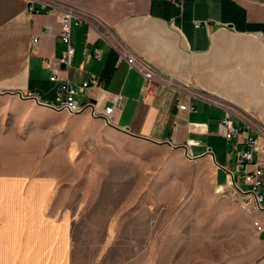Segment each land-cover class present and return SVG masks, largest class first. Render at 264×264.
Segmentation results:
<instances>
[{
  "label": "crops",
  "instance_id": "0c3cea01",
  "mask_svg": "<svg viewBox=\"0 0 264 264\" xmlns=\"http://www.w3.org/2000/svg\"><path fill=\"white\" fill-rule=\"evenodd\" d=\"M44 4L57 10H31ZM63 11L81 22L73 26L75 53L60 78L79 85L96 77L99 86L85 94L101 98L103 106L119 99L115 125L157 144L171 145L173 139L190 158L210 160L215 182L228 187L237 149L218 130L221 118L229 113L252 134L264 127V0H0V93L34 90L55 98L47 60L65 49ZM227 34L238 43L228 44ZM122 49L156 67L149 95L142 93L145 79ZM96 50L101 55L91 56ZM179 100L189 108L180 109ZM11 177L0 175V264H76L72 249L79 221L66 206L50 208L55 179ZM104 233L107 249L119 231L106 225ZM139 238L130 240L135 254L126 264H157L156 240L153 248Z\"/></svg>",
  "mask_w": 264,
  "mask_h": 264
},
{
  "label": "rangeland",
  "instance_id": "374dc122",
  "mask_svg": "<svg viewBox=\"0 0 264 264\" xmlns=\"http://www.w3.org/2000/svg\"><path fill=\"white\" fill-rule=\"evenodd\" d=\"M209 161L87 113L0 93V175L55 179L50 208L66 206L79 221L76 264H126L139 236L153 248L156 240L157 264H264V233L232 188L219 190ZM106 225L119 231L107 249Z\"/></svg>",
  "mask_w": 264,
  "mask_h": 264
},
{
  "label": "built area",
  "instance_id": "2783aa9c",
  "mask_svg": "<svg viewBox=\"0 0 264 264\" xmlns=\"http://www.w3.org/2000/svg\"><path fill=\"white\" fill-rule=\"evenodd\" d=\"M173 1L181 4L183 0ZM31 10L35 13L44 11L51 13L57 9L44 4L41 8L32 5ZM60 22L61 38L65 44V49L60 57L47 60L49 67L52 68L50 79L55 83V98L53 100L45 99L38 91L34 90H25L17 94L56 111L70 114L87 113L92 117L101 118L106 123L115 125L113 113L119 99L116 97L113 104L103 106L101 98H93L85 94V90L89 86H99L96 77H90L79 85L60 78V71L68 69L71 65L75 53L72 30L73 26L78 25L81 20H73L72 11H63ZM195 25L200 26L201 23L196 21ZM34 41H38V38H35ZM90 55L99 57L101 51L96 50ZM121 55L126 57L128 62L143 75L145 84L142 86V93L149 95L155 88L157 80L156 67L149 60L132 56L125 49L121 50ZM60 65H63V68ZM178 107L180 109L189 108L188 104L181 100L178 101ZM218 130L227 139L234 140L232 146L237 149L236 171H228L229 186L220 185L219 189L225 194L228 188H232L234 197L247 214L251 216L254 232L260 236L264 231V220L260 217L264 214V192L262 191L264 186V127L260 129L258 134H252L250 126H237L227 113L221 118ZM169 142L173 146L176 145L173 139ZM208 152H211L210 148H208ZM238 177L242 178L243 183L239 181Z\"/></svg>",
  "mask_w": 264,
  "mask_h": 264
},
{
  "label": "bare ground",
  "instance_id": "6f19581e",
  "mask_svg": "<svg viewBox=\"0 0 264 264\" xmlns=\"http://www.w3.org/2000/svg\"><path fill=\"white\" fill-rule=\"evenodd\" d=\"M220 190V189H219Z\"/></svg>",
  "mask_w": 264,
  "mask_h": 264
}]
</instances>
